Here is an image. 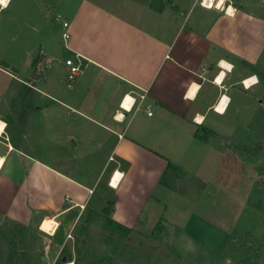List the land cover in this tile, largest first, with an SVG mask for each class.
I'll use <instances>...</instances> for the list:
<instances>
[{
	"label": "crops",
	"instance_id": "crops-1",
	"mask_svg": "<svg viewBox=\"0 0 264 264\" xmlns=\"http://www.w3.org/2000/svg\"><path fill=\"white\" fill-rule=\"evenodd\" d=\"M198 2L192 0L187 10H166L119 0L110 11L79 0L61 29L68 34L67 51L79 56L80 74L66 83L62 62L56 68L53 59L44 58L52 75L46 72L42 86L32 85L40 83L37 60L26 61L32 80L18 79L29 99L45 100L43 106L19 102L42 112L47 138L43 148L37 146L44 160L25 153L5 133L8 122L16 124L17 112L9 121L0 113V224L10 221L31 231L40 222L38 229L61 241L96 191L107 196L101 204H112V221L144 236L147 207L159 205L163 190L187 201L186 187L199 188L198 196L206 187L200 175L187 173L183 188L159 185L167 162L179 166L182 158L196 156L191 148L199 147L207 163L193 168L200 174L210 154L224 158L234 149L244 151L225 142L252 132L250 124L264 126V0H204L207 9ZM89 172L90 183L80 178ZM262 177L241 201L264 230ZM191 215L179 227L168 219L170 234L162 229L183 262L262 264L257 258L264 252V237L255 239L263 240V248L254 251L249 244L255 253L250 259L244 243L237 244L219 219ZM153 218L160 219L158 213ZM234 229L239 232L237 223ZM239 233L254 241L250 230Z\"/></svg>",
	"mask_w": 264,
	"mask_h": 264
},
{
	"label": "rangeland",
	"instance_id": "rangeland-1",
	"mask_svg": "<svg viewBox=\"0 0 264 264\" xmlns=\"http://www.w3.org/2000/svg\"><path fill=\"white\" fill-rule=\"evenodd\" d=\"M92 1L110 11L119 2V0ZM128 1L155 9L169 10L172 9L171 6H179L181 10H187L192 0H178L179 5H175V0ZM78 2L79 0H8L5 7L2 8L3 10L0 9V96H2L0 98V113H3L8 121L13 117V112L18 114L13 117L16 124L8 122L5 133L9 135L12 144L15 142L21 144L25 153L33 152L40 159L43 157V151L37 146V143H40L43 148L44 140L47 138L44 121L41 117L42 112L29 110V106L23 107V102L20 106L19 102H31L43 106L45 100L36 95H31V99H29V95L23 92L21 84L24 82H20L18 79L32 80L30 66H26L27 60H37L38 63L36 75L39 77L40 83L33 82L32 85L35 87L42 86L46 72H50L52 75L48 68L51 65L47 66L44 58L53 59L52 65L54 66L61 61L63 68H65L64 59L66 57L77 62L66 49L67 41L61 37L63 33L61 23H69ZM197 10L196 8L193 12ZM56 17L59 19L57 20ZM7 65H9L8 69ZM12 67L16 71L15 78L12 74L14 73ZM262 108L264 112V106ZM19 111L20 113H18ZM248 128L252 129V132L238 135L235 141L230 139L225 142L233 147L237 144L239 149L243 146L244 151L234 149L233 156L224 158H218L214 153L210 154L207 161L211 163L209 162L208 167H203L200 174L193 171L195 166L205 164L203 163L204 158L201 156L204 152H200L199 147L191 148L189 153L194 155L196 152V156L182 158L179 166L171 163L182 170L185 173L184 176L186 173L190 176L200 175V181L206 184V187L201 192L202 196L200 194L198 196L201 191L199 188L186 187L184 191L188 193L187 201L162 189L164 195L160 197L159 205L150 203V206L147 207L145 225L149 228H146L145 232H151L154 227V231L151 233L148 232L143 236L129 231L124 238H121L116 232L112 233L106 227L107 219L101 215L105 205L99 202L105 200L107 196L95 191L84 208H88L98 216L92 215L91 220L85 225V230L80 233H74L72 228L71 232L61 239L63 243L54 236L55 234L51 236L38 229L40 222L36 226L34 225L35 229L31 228V231L10 221L2 222L0 224V264H4L8 258L20 264H54L62 250H69L71 261L68 263L71 264H188L187 260L183 262L176 255L171 245L172 238L164 231H168L167 234H170L173 228L169 222L173 220L179 227L190 214H192L190 217L209 215V218L219 219V223L224 225L225 231L231 236L234 235L233 237L236 238L237 244L240 246L244 243L250 259H254L255 253L249 250V244L251 243L250 246L254 247V251L263 248V240L256 241L255 239L258 236L264 237V230L260 228L256 219L249 217L250 215L245 211L241 200L249 188L256 189L260 185V178L262 176L264 178V126L257 127L250 124ZM58 130L53 134L57 135ZM198 135L201 136V133ZM13 137L14 140H12ZM92 175L89 172L80 178L90 183ZM183 178L179 182H172V188H183L186 184H180ZM162 190H158L154 196H159V192ZM157 213L160 219L154 221L153 217ZM157 221L158 223H156ZM212 222L214 225H219L215 221ZM235 223H237L239 232L240 229L241 232L243 229L250 230L252 233L250 237L254 236V241H249L246 235L237 237L241 233L234 229ZM255 244H257L256 247ZM240 246V249L236 250L235 256L240 255L237 253L241 250ZM258 256L260 259L257 258V260H261L263 264L264 252Z\"/></svg>",
	"mask_w": 264,
	"mask_h": 264
},
{
	"label": "trees",
	"instance_id": "trees-1",
	"mask_svg": "<svg viewBox=\"0 0 264 264\" xmlns=\"http://www.w3.org/2000/svg\"><path fill=\"white\" fill-rule=\"evenodd\" d=\"M184 175L185 173L182 170L172 165L171 163L167 162L158 180V184L168 189H174L172 188V184L174 182H179L184 177ZM112 208H113L112 204L110 203L106 204L105 207L102 209L101 215L105 216V218L107 219L106 227L112 233L116 232L121 238H124L127 236L129 230L111 220L110 216H111ZM92 215H94L95 217L98 216L88 208H84L77 219L76 222L77 224L73 226L74 233L77 232L80 233L82 230H85V225L88 224V222L91 220ZM76 242L77 240L75 239V243ZM70 259L71 257L69 250H62L57 256L54 264H66L71 261ZM4 264H20V263L13 262L11 258H8V260Z\"/></svg>",
	"mask_w": 264,
	"mask_h": 264
},
{
	"label": "built area",
	"instance_id": "built-area-1",
	"mask_svg": "<svg viewBox=\"0 0 264 264\" xmlns=\"http://www.w3.org/2000/svg\"><path fill=\"white\" fill-rule=\"evenodd\" d=\"M203 1L204 0H199L198 4L200 7L202 8H205L207 9V6H205L203 4ZM3 8L1 5H0V9ZM66 23L65 22H62L61 23V28L62 29H66ZM62 39L63 40H67L68 39V34L67 32H63L62 35H61ZM77 62H74L72 59H66L64 60V67L66 68V75H65V81L66 83H71L74 81V79L80 74L81 72V68H80V65H79V56L75 55V58H74ZM143 99V96H140V100ZM125 100V99H124ZM147 116H150L151 113L150 112H147L146 113ZM121 118V115L120 117L118 118V121L119 119ZM194 123H197L195 121V119H193ZM1 133H2V130L0 132V138H1Z\"/></svg>",
	"mask_w": 264,
	"mask_h": 264
},
{
	"label": "bare ground",
	"instance_id": "bare-ground-1",
	"mask_svg": "<svg viewBox=\"0 0 264 264\" xmlns=\"http://www.w3.org/2000/svg\"><path fill=\"white\" fill-rule=\"evenodd\" d=\"M7 1L8 0H5V3H3V4H0L3 8L5 7V5H6V3H7ZM203 3H204V1H203ZM226 14H228V15H230V14H232V10L229 8V10H228V12H226ZM246 85H248V82H246ZM218 109H220V107L218 108ZM0 124H2L3 125V123L0 121ZM3 128H4V125H3ZM0 132H1V130H0ZM1 163H2V160L0 159V166H1ZM116 183V182H115ZM56 224V223H55ZM57 228V224L55 225V228H54V230ZM40 229V228H39ZM41 230V229H40ZM53 230V231H54ZM44 233V232H43ZM69 264H71V263H69Z\"/></svg>",
	"mask_w": 264,
	"mask_h": 264
},
{
	"label": "snow or ice",
	"instance_id": "snow-or-ice-1",
	"mask_svg": "<svg viewBox=\"0 0 264 264\" xmlns=\"http://www.w3.org/2000/svg\"><path fill=\"white\" fill-rule=\"evenodd\" d=\"M3 3H5V0H0V4H3ZM227 67V66H226ZM217 83H219V81H217ZM194 92H195V86H193V93H190V95H192V94H194ZM218 111H222L223 109L222 108H220V109H217ZM3 129V125L2 124H0V130H2Z\"/></svg>",
	"mask_w": 264,
	"mask_h": 264
}]
</instances>
